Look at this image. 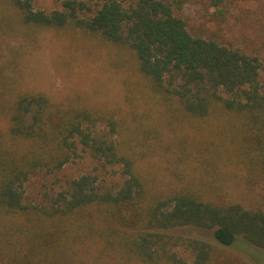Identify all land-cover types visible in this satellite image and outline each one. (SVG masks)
Here are the masks:
<instances>
[{"label":"trees","instance_id":"16d2710c","mask_svg":"<svg viewBox=\"0 0 264 264\" xmlns=\"http://www.w3.org/2000/svg\"><path fill=\"white\" fill-rule=\"evenodd\" d=\"M183 3L64 0L63 8L46 11L32 0H0V28L15 34L44 28L80 32L115 48L119 58L127 55L137 77L156 93L176 97L175 103L162 97L173 111L195 119L222 115L246 181L264 182L262 62L242 49L192 34L176 14ZM122 61L114 64L122 66ZM0 117L7 120V126L0 121V264H67L61 244L68 238L97 245L103 261L117 255L145 264H211L214 242L175 233L190 226L211 230L221 246L242 237L264 250V208L222 202L201 190L151 189L129 154L96 135L99 119L115 128L117 122L107 114L56 103L40 92H16L0 73ZM80 146L105 164L121 165L123 184L117 190L103 188L97 175L85 173L46 202L28 203L30 176L61 168L78 156ZM180 247L188 248L193 259L185 258Z\"/></svg>","mask_w":264,"mask_h":264},{"label":"rangeland","instance_id":"374dc122","mask_svg":"<svg viewBox=\"0 0 264 264\" xmlns=\"http://www.w3.org/2000/svg\"><path fill=\"white\" fill-rule=\"evenodd\" d=\"M32 1L35 8L50 11L63 8L64 0ZM131 2L126 0V5ZM176 14L185 18L192 34L259 57L264 90V0H184ZM85 37L70 30L44 28L15 34L0 28V73L16 92L44 93L53 102L89 107L113 118L114 129L108 119L97 120L96 135L129 154L151 189L201 190L222 202L264 208V182L246 181V168L233 151V133L224 127L228 123L222 115L195 119L173 111L163 98L175 103L176 97L156 93L137 77L129 69L127 55L119 58L115 48ZM116 59L124 60V65L116 66ZM0 121L7 126L5 118ZM77 152L59 169L36 170L25 184L26 201L46 202L85 173L97 175L103 188L117 190L123 184L121 165L105 164L82 146ZM175 233L214 242L211 264H264V250L242 237L234 245L221 246L208 229L190 226ZM61 245L67 264H145L117 255L103 261L97 245L79 239H64ZM179 251L193 259L188 248Z\"/></svg>","mask_w":264,"mask_h":264}]
</instances>
